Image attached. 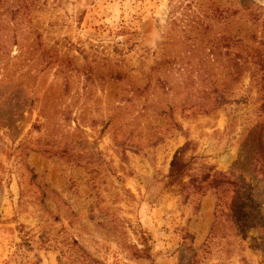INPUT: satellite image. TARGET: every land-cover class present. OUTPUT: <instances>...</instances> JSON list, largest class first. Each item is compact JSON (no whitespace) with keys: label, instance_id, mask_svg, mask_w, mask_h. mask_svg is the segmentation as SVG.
I'll use <instances>...</instances> for the list:
<instances>
[{"label":"rangeland","instance_id":"1","mask_svg":"<svg viewBox=\"0 0 264 264\" xmlns=\"http://www.w3.org/2000/svg\"><path fill=\"white\" fill-rule=\"evenodd\" d=\"M0 264H264V0H0Z\"/></svg>","mask_w":264,"mask_h":264},{"label":"trees","instance_id":"2","mask_svg":"<svg viewBox=\"0 0 264 264\" xmlns=\"http://www.w3.org/2000/svg\"><path fill=\"white\" fill-rule=\"evenodd\" d=\"M175 168H176V167H174V163H172V165H171V172H170V174H169L171 177H174V176L176 175V174H173V172H172L173 170H175ZM176 173H177V170H176ZM177 174H178V173H177Z\"/></svg>","mask_w":264,"mask_h":264}]
</instances>
